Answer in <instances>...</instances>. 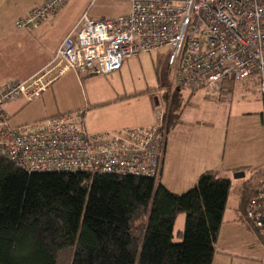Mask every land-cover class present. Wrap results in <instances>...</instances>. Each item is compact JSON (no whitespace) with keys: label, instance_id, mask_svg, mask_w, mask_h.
<instances>
[{"label":"built area","instance_id":"obj_1","mask_svg":"<svg viewBox=\"0 0 264 264\" xmlns=\"http://www.w3.org/2000/svg\"><path fill=\"white\" fill-rule=\"evenodd\" d=\"M98 1L125 2L115 15L92 17ZM65 0H44L15 20L17 28L45 21ZM159 47L168 49L174 83L194 91L225 80L252 78L264 124V0H89L58 45L62 70L107 74L123 61ZM50 69L22 81L0 83V156L27 171H88L159 178L164 140L163 110L149 125L91 132L83 115L65 112L12 126L5 103L31 102L53 80ZM245 214L264 242V177L255 184Z\"/></svg>","mask_w":264,"mask_h":264},{"label":"trees","instance_id":"obj_2","mask_svg":"<svg viewBox=\"0 0 264 264\" xmlns=\"http://www.w3.org/2000/svg\"><path fill=\"white\" fill-rule=\"evenodd\" d=\"M177 99L170 100L175 107ZM7 113L12 126L47 118L11 124ZM252 172L245 218L264 167ZM229 187L212 170L177 193L152 177L27 171L0 156V264H211ZM179 213L181 238L174 240Z\"/></svg>","mask_w":264,"mask_h":264},{"label":"crops","instance_id":"obj_3","mask_svg":"<svg viewBox=\"0 0 264 264\" xmlns=\"http://www.w3.org/2000/svg\"><path fill=\"white\" fill-rule=\"evenodd\" d=\"M43 1L0 0V83L26 80L40 70L48 68L54 78L38 99L45 104L46 99L51 97L56 87L60 85V79L68 73L71 72L76 77L75 80L79 82L80 72L72 68L62 70L63 64L54 59V55L61 40L87 8L89 0H65L64 5L47 20L28 28L15 26V20L18 17ZM90 15L103 16L98 9L93 10V7ZM167 71L171 72L168 66ZM171 82H174L173 77ZM233 90L234 86H226L225 82L218 88L198 87L194 91L180 88L176 84L173 87L172 84L169 91L163 92L162 104L158 102L161 106L156 107L152 112L112 125L94 128H88L85 125L91 132L149 125L154 122L155 111L161 108L165 118L159 181L169 190L181 193L192 187L198 176L206 170L215 171L219 177L230 180L221 224L213 244L211 264L237 263L238 252L243 250L237 240L240 238L242 240L248 225L251 224L243 213L246 179H239L238 173L243 172L242 176H244L246 170L252 171L254 168L264 167L258 156L259 150L256 153H251V149L245 152L238 150L240 143L250 137L242 135V131L239 130L241 127L237 128L232 124V120H247L251 118L252 112L248 106L238 110L232 99L227 102L225 97L220 95L222 92ZM173 95L178 98L176 107L170 101ZM25 102L24 98H17L10 101L6 109L12 115L21 109ZM214 102L215 104L222 102L226 111L218 115L212 111L203 110L205 105L214 104ZM260 102V121L263 124L261 98ZM42 111L48 114L47 117L68 111H78L85 115V109L74 105H56L50 109L44 106ZM263 135V130L259 129L256 136L260 139V147L264 151Z\"/></svg>","mask_w":264,"mask_h":264},{"label":"rangeland","instance_id":"obj_4","mask_svg":"<svg viewBox=\"0 0 264 264\" xmlns=\"http://www.w3.org/2000/svg\"><path fill=\"white\" fill-rule=\"evenodd\" d=\"M99 2L106 4L101 5L98 4ZM95 9H98L103 16H110L123 12L126 3L98 1L93 6V10ZM168 52L166 47L141 52L124 60L119 70L107 74L85 69L79 74V82L70 72L60 79V85L56 87L55 93L46 99L45 104L38 100L40 96L31 102H25L21 109L10 115V123L19 124L47 117L48 114L42 111L44 106L50 109L56 105H74L85 109L83 119L88 128L126 122L131 117L152 112L156 107L161 106L163 92L169 91L170 85L173 84V87L175 85L171 82V72L167 71ZM224 82L226 86H234V90L220 93L221 97H225L227 102L232 99L238 110L248 106L252 112L251 118L247 120H232V124L237 128L241 127L239 130L242 131V135L250 137L240 143L238 150L245 152L251 149V153L259 150L258 156L264 166V151L260 147V139L256 136L259 129L264 132V125L260 121L261 102L258 88L252 78ZM224 108L222 102L217 104L214 102L205 105L203 110L221 115L226 111ZM252 173L246 170L244 176L238 178L248 179ZM262 177L264 174H259L258 179ZM233 186L234 183L232 188ZM183 218V213H179L176 218L174 240L181 238L178 231L182 229ZM138 223H141V220H137L136 224ZM240 239L237 241L243 250L238 252L237 263L264 264V242L251 224L248 225L245 236Z\"/></svg>","mask_w":264,"mask_h":264},{"label":"water","instance_id":"obj_5","mask_svg":"<svg viewBox=\"0 0 264 264\" xmlns=\"http://www.w3.org/2000/svg\"><path fill=\"white\" fill-rule=\"evenodd\" d=\"M242 175H243V172H239V173H238V176H242Z\"/></svg>","mask_w":264,"mask_h":264}]
</instances>
